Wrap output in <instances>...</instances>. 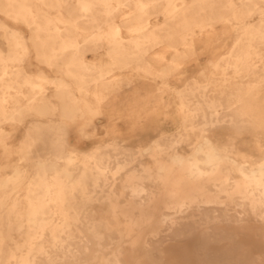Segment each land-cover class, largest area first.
I'll use <instances>...</instances> for the list:
<instances>
[{
    "label": "bare ground",
    "instance_id": "1",
    "mask_svg": "<svg viewBox=\"0 0 264 264\" xmlns=\"http://www.w3.org/2000/svg\"><path fill=\"white\" fill-rule=\"evenodd\" d=\"M0 13L30 31L25 37L0 21L9 49L0 51V125L35 118L0 180V263L264 264V0H0ZM152 14L163 21L152 24ZM213 36L230 37L231 45L175 90L171 130L142 112L129 116L132 133L142 121L135 152L68 142L67 126L80 124L83 133L108 94L131 85L126 72L154 81L181 75L182 63L197 46L206 52ZM171 41L169 58L155 51ZM30 46L62 77L28 70ZM101 48L107 59L86 58ZM41 126L55 144L40 148L45 153L36 145L46 139ZM102 198L113 215L122 204L124 213L155 221L150 237L106 248ZM56 212L63 217L54 225Z\"/></svg>",
    "mask_w": 264,
    "mask_h": 264
},
{
    "label": "rangeland",
    "instance_id": "2",
    "mask_svg": "<svg viewBox=\"0 0 264 264\" xmlns=\"http://www.w3.org/2000/svg\"><path fill=\"white\" fill-rule=\"evenodd\" d=\"M118 16L119 15H117V19L120 17ZM150 17V22L152 24H156L163 21L162 15L152 14L150 15ZM0 21L10 27L22 29L24 35H26L25 37L30 36V31L26 27H22L20 26L21 24L14 23L2 13H0ZM222 27L223 26L221 24H218L216 26V32H218ZM83 32H85L84 34H89L92 32V30H86ZM5 33L6 30L4 28H0V46L7 47L6 52H3V50L0 48V51L4 54H6L9 50L6 39L4 37ZM122 36L124 38H128L126 31H122ZM231 40L232 39L230 37L213 36V43L208 47L206 52L203 51V48L201 46H197L196 49H198V51L196 52L195 56L186 59L182 63L181 75L171 74L164 80L158 79L154 81L152 79L143 77V75L137 72H126L125 75L129 76L132 79L131 85H127L126 82H122L117 88V90L113 91L112 93H109L105 103L101 107L100 116L92 120L91 124L83 126V133L78 132V130L81 128L80 124L67 126L66 139H68V142L75 144L82 150H88L89 148L98 145H103L105 143V145H113L115 147H120V145L127 146L133 148L132 151L135 152L137 150V146H139L140 144L138 129L142 121L141 119L137 121V125L133 127V130H135V132L132 133V121L129 119V116L143 112L144 114L146 113L150 118H156L155 121L158 125H161L162 127L164 126L165 129L171 130V128L168 126V123L177 111V106L175 105V90H180L183 86V83L190 77H192V75L195 76L196 73H198L200 70H209L210 59L216 58L226 53L227 48H229V46L231 45ZM171 42H164L163 44L158 45L155 51H165L166 58H169L173 50L172 48L174 47L173 41ZM166 43L169 45H167ZM29 52L30 58H28V60L23 63V65L28 70L33 71L35 69H41L43 71H46V74L49 77H62L63 73L61 69H59L58 67H49L45 63L40 62L39 60L34 58L35 50L32 49L31 46L29 48ZM105 52V48H101L96 53L88 51L85 56L87 59H107V57L105 56ZM149 55L155 56L154 53H149ZM162 63L165 64V62ZM150 64L158 66L157 64L159 63L153 61ZM47 87V92L51 94L52 90L54 89V85L48 84ZM58 113L56 112L57 115L53 117L54 119L56 118V120H59ZM165 115H168V117H166ZM32 119L34 120L35 118L26 116L23 123H20L19 125L11 123H3L0 125V129L6 131V135L8 134L4 144L0 145V167H5L4 171L0 173V180L7 179L6 174L11 173V168L8 166L14 164L18 160L16 152L18 150V147L20 146V140H22V138L24 137L26 129L30 126V123L33 121ZM108 123L110 124V126L113 124L116 126V134H111V129ZM41 129L43 131V136L46 139L45 141L38 142L36 145L39 147L38 149L40 150V153H45V150L40 148H43L44 146L48 147L50 145L55 144L51 143L50 140H47L53 137V133H49L43 126H41ZM114 137L117 138V141L113 144L109 140ZM251 144L253 143L251 142L250 145ZM4 145L6 147H4ZM5 150L10 152L9 156L4 155ZM53 151L55 152L56 150L52 149V152ZM110 151V149L104 150V152ZM113 164L114 163L111 162V166H114ZM80 168L81 163L79 162V158H74L70 165L73 177H79ZM91 188L92 187H90V189ZM200 199L206 200L207 197L201 196ZM210 199L212 201L218 200L216 197H212ZM225 199L226 198L223 196L221 197L220 201H225ZM100 203L102 204L98 206V210L101 214L107 217L104 223L99 224L105 236L104 243L106 248L109 249L118 242H120L122 246H125L135 240L147 239L150 237L151 232L154 231V226L156 225V222L153 220H142L141 214L136 210L124 213L122 210L123 205L121 204L120 206H118L119 209L115 212V215H113L110 212L108 203L103 198L100 199ZM224 204H213L212 206H215L219 210H221L224 207ZM53 217L54 225L60 224V219L63 217V212H56L53 214ZM4 248L10 249L11 244L6 242ZM5 259L6 258L3 257L0 264H12L13 261L11 259H9L8 262H6Z\"/></svg>",
    "mask_w": 264,
    "mask_h": 264
},
{
    "label": "crops",
    "instance_id": "3",
    "mask_svg": "<svg viewBox=\"0 0 264 264\" xmlns=\"http://www.w3.org/2000/svg\"><path fill=\"white\" fill-rule=\"evenodd\" d=\"M0 48L3 50V52H6L7 51V47L0 46Z\"/></svg>",
    "mask_w": 264,
    "mask_h": 264
}]
</instances>
